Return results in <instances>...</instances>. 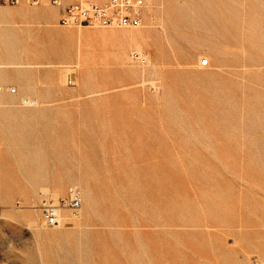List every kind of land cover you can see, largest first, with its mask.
<instances>
[{
  "label": "rangeland",
  "instance_id": "1",
  "mask_svg": "<svg viewBox=\"0 0 264 264\" xmlns=\"http://www.w3.org/2000/svg\"><path fill=\"white\" fill-rule=\"evenodd\" d=\"M51 7L0 5V63L25 67L0 101L40 63L47 102L17 118L21 167L0 107V264H264V0H146L130 30L45 25ZM69 186L79 219L43 227L41 195Z\"/></svg>",
  "mask_w": 264,
  "mask_h": 264
},
{
  "label": "built area",
  "instance_id": "2",
  "mask_svg": "<svg viewBox=\"0 0 264 264\" xmlns=\"http://www.w3.org/2000/svg\"><path fill=\"white\" fill-rule=\"evenodd\" d=\"M21 0H0L1 6H15ZM40 0H31L32 5ZM57 9V25L66 28H117L139 27L145 0H48ZM201 67L208 61L200 62ZM68 78V83H72ZM15 93L14 89L10 90ZM82 194L78 187L69 186L63 195L54 197L42 194L38 204L41 224L46 228H60L68 220H77L82 208ZM1 257V256H0Z\"/></svg>",
  "mask_w": 264,
  "mask_h": 264
},
{
  "label": "bare ground",
  "instance_id": "3",
  "mask_svg": "<svg viewBox=\"0 0 264 264\" xmlns=\"http://www.w3.org/2000/svg\"><path fill=\"white\" fill-rule=\"evenodd\" d=\"M21 1H24V0H21ZM149 1V0H148ZM145 3H146V0H145ZM149 3V2H148ZM146 10V9H145ZM145 10H144V12H143V14H142V17H143V15L145 14ZM10 11H12V10H10ZM41 12V11H40ZM16 13V12H15ZM18 14V13H17ZM11 15V14H10ZM47 15H48V13H47ZM6 16V15H5ZM43 16V15H42ZM47 17V16H46ZM141 21H142V18H141ZM46 22V21H45ZM47 24V23H46ZM45 24V25H46ZM50 24V23H49ZM48 25V24H47ZM54 26V25H53ZM58 26V25H57ZM140 26H141V24H140ZM139 26V27H140ZM55 27V26H54ZM53 27V29H55ZM59 27V26H58ZM139 27H136V28H132V29H137V28H139ZM49 30V29H48ZM121 30H130V29H121ZM50 31V30H49ZM49 31H48V33H49ZM58 31V29L56 28V32ZM52 32V31H51ZM99 33V32H98ZM58 34V33H57ZM57 34H55L56 36H57ZM60 34V33H59ZM52 35V34H51ZM54 35V34H53ZM105 35H107L108 36V38H110V39H112V40H120V41H129V42H131V43H133V44H135L136 43V40L137 39H141V38H143L145 35H142V34H139V35H132V34H125V35H122V36H118L117 34H115V33H109V34H105ZM78 36H80V35H78ZM77 36V38H79ZM53 37V36H52ZM55 37V36H54ZM149 39V38H148ZM91 40V39H90ZM93 41V40H92ZM77 43H78V41H77ZM94 43V42H93ZM143 43V42H142ZM80 44V43H79ZM86 45V44H85ZM84 45V46H85ZM83 46V45H82ZM89 46V45H88ZM62 47V46H61ZM80 47V46H79ZM100 47H102V46H100ZM66 48V47H65ZM69 48H71V47H69ZM136 48V47H135ZM62 49V48H61ZM72 49V48H71ZM71 49H69V52L71 51ZM77 49H78V46H77ZM83 49V48H82ZM119 49H120V47H119ZM124 49H125V47H124ZM129 49H130V47H129ZM79 50V49H78ZM77 50V51H78ZM66 51H68V49L66 50ZM73 51V50H72ZM72 51H71V53H72ZM83 52H84V50H82ZM118 51V50H117ZM137 51V50H136ZM59 52V51H58ZM57 52V53H58ZM65 52V51H64ZM85 52H86V50H85ZM126 52V51H125ZM138 52V51H137ZM136 52V53H137ZM60 54V53H59ZM67 54H69V53H67ZM78 54V57H76L77 58V60L78 61H80V53L78 52L77 53ZM83 54V53H82ZM116 54V53H115ZM138 54L140 55V53L138 52ZM66 55V54H65ZM120 55V54H119ZM60 56V55H59ZM58 56V60H59V58H60V60H65L67 57L66 56H64L63 54H62V56H60L59 57ZM71 57H72V55H70ZM57 57V56H56ZM69 58V57H68ZM70 59V58H69ZM202 60H200V62H201ZM77 64H78V62H77ZM24 65V64H23ZM22 65V63H15V62H8V63H0V81L2 80V75L5 73L4 72V70L3 69H5L6 67H13L14 69H16V71L17 72H20V70H23L25 67ZM27 65V64H26ZM30 65V67H28V68H35V69H40V68H43V66H42V64H29ZM29 65H27V66H29ZM32 66V67H31ZM53 67H57V68H61L62 70H64L65 68H66V66H65V63H62L61 65H56V66H52V64L51 65H49L48 67H47V69L49 68V69H51V68H53ZM60 69V70H61ZM70 72V71H69ZM20 73H22V72H20ZM20 73H18V74H20ZM60 73V72H59ZM21 75V74H20ZM60 75H62V74H60ZM22 76H24V75H21L20 77H22ZM26 76V75H25ZM19 77V78H20ZM5 81V80H4ZM31 82V81H30ZM23 83V82H22ZM0 90H1V88H0ZM11 90V89H10ZM10 90H9V92H10ZM21 90H22V88H21ZM54 90V89H53ZM1 92V91H0ZM34 95V94H33ZM21 98H24V97H21ZM12 102V101H11ZM12 105V104H11ZM0 107H2V108H5V106H4V104L3 103H1L0 102ZM38 106H37V101L36 100H33V99H29V98H24L23 100H21V107H20V111L19 112H17V114H12L10 111H8V112H4V111H2V117H3V119H4V125H3V127H4V138H2V143H4L5 145H6V149H7V154L10 156V158H11V161H12V167H13V164L15 165V166H18V167H21V164H20V161H17V159H16V155H17V151H16V138H15V132H16V128H17V123L19 122L18 121V119L16 118V117H25V116H29V114H35L34 112H36V109L35 108H37ZM13 108V107H12ZM11 108V109H12ZM7 109V108H6ZM32 109H35V111L34 110H32ZM39 111V110H38ZM13 112H15V111H13ZM37 113V112H36ZM39 116V115H38ZM36 117V116H35ZM34 117V118H35ZM21 118V119H22ZM35 121V120H34ZM23 122V121H22ZM22 129V128H21ZM25 133V132H24ZM5 152V151H4ZM4 155V154H3ZM9 166H10V164H6L5 163V165H4V167H3V169H1L0 170V180L2 181V179L4 180V182L5 181H7L8 180V174H9ZM2 172V173H1ZM27 174H28V176L31 178L30 180H31V182H35V180H34V175H32V173H30L29 171H25ZM1 181H0V184H2L1 183ZM0 188H2V187H0ZM37 190V189H36ZM57 190V189H56ZM34 192V191H33ZM55 192V191H54ZM27 194V193H26ZM25 194V195H26ZM44 194H48V193H44ZM51 195V194H50ZM27 196V195H26ZM28 197V196H27ZM27 197H25L26 199H27ZM82 199H83V197H82ZM39 201H40V199H39ZM83 201V200H82ZM39 203V202H38ZM36 210L38 211V213H39V210H38V205H37V207H36ZM35 214V213H34ZM11 215V214H10ZM24 215V214H23ZM26 215V214H25ZM21 216V218H23L24 216H22V215H20ZM27 218H25L24 220H26L25 222H27L28 223V226H31L30 228H33L32 226H35L37 223H35L34 221H33V219L31 218V215L29 216V215H27L26 216ZM38 219V218H37ZM24 220H23V222H24ZM36 220V219H35ZM36 221H38V220H36ZM39 221H40V224H41V219H40V213H39ZM74 221V220H73ZM24 222V223H25ZM42 225V224H41ZM43 226V225H42ZM36 227V226H35ZM44 227V226H43ZM262 227V226H261ZM46 228V227H45ZM50 229H58V228H50ZM39 232V231H38ZM54 232V231H53ZM40 234V233H39ZM40 236H45V235H41L40 234ZM38 239H39V237H38ZM41 241H42V239H40ZM45 242V241H44ZM238 252H242L241 250H238Z\"/></svg>",
  "mask_w": 264,
  "mask_h": 264
},
{
  "label": "crops",
  "instance_id": "4",
  "mask_svg": "<svg viewBox=\"0 0 264 264\" xmlns=\"http://www.w3.org/2000/svg\"><path fill=\"white\" fill-rule=\"evenodd\" d=\"M19 10L22 11V8H20ZM34 13H36L38 19L42 20L43 23L45 24L50 23L51 20H55V19L57 20V9L54 7H51V9H48V10H40V9L35 10ZM56 24H57V21H56ZM50 64H54V62H50ZM31 69L32 70H30V72H27V74H25L26 76L24 75L21 78H18L15 80L14 83L16 84L18 88V95L8 94L6 97L2 96V99L0 102L4 104L5 106L4 109L9 108L10 110L8 111H10L12 114H17V112L20 111V106L16 105L17 99L19 98H20V101L23 100L24 98L36 100L41 106L47 104L46 99H45L46 96L40 95V93H38V90L41 88V85H42L40 80L37 79V75L40 74L39 72L40 69H36V70H33L35 68H31ZM46 73L50 75L48 79L46 80V87L50 89L51 91H53V89H55V87L59 84H56L57 83V81L55 80L56 78L52 77L50 73L48 72ZM21 97H24V98H21ZM20 101L19 103H21ZM16 118H19V117H16ZM4 150H5L4 154L7 155L6 147Z\"/></svg>",
  "mask_w": 264,
  "mask_h": 264
}]
</instances>
